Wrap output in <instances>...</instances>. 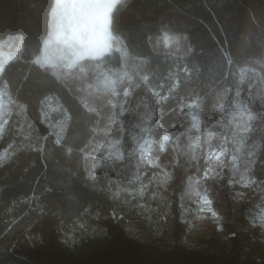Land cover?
<instances>
[{
  "label": "trees",
  "instance_id": "16d2710c",
  "mask_svg": "<svg viewBox=\"0 0 264 264\" xmlns=\"http://www.w3.org/2000/svg\"><path fill=\"white\" fill-rule=\"evenodd\" d=\"M56 2L0 0V42L23 37L0 70V264H264V0L116 2L110 51L75 67L125 74L117 152L98 131L112 102L37 59Z\"/></svg>",
  "mask_w": 264,
  "mask_h": 264
},
{
  "label": "rangeland",
  "instance_id": "374dc122",
  "mask_svg": "<svg viewBox=\"0 0 264 264\" xmlns=\"http://www.w3.org/2000/svg\"><path fill=\"white\" fill-rule=\"evenodd\" d=\"M118 0H57L53 12V24L51 35L47 38L42 53L37 57L45 63H59L66 70L63 79L68 83L80 97L89 101L99 99L110 100L113 112L106 116L105 122L99 134H110L106 142L109 152H117L116 146L119 139L115 138L114 129L121 130L116 120V107L119 90L117 88L118 78L124 77L116 67L110 66V71L98 83H96L94 72L92 75L84 67L76 68L78 60L86 56H101L110 51L109 39L111 37V12ZM23 37L20 32L10 33L2 38L0 42V70L3 62L18 55ZM41 59V60H40ZM257 71L252 67L242 68L243 79H249ZM118 74V75H116ZM98 88H102L99 90ZM99 91L102 95L99 94ZM82 97V98H83ZM116 99V102L114 101ZM2 99L0 98V111ZM113 134V135H112ZM147 135L144 128L140 127L135 136ZM141 139V138H140ZM139 139V140H140ZM150 142V139L148 140ZM148 143L144 146V152L149 151ZM197 200V201H196ZM209 199L205 195L194 196L186 208L187 216L202 226L195 231L194 240L205 236L209 230L212 219L211 209L208 206ZM199 204V205H198ZM260 239L264 242V215L256 218Z\"/></svg>",
  "mask_w": 264,
  "mask_h": 264
},
{
  "label": "crops",
  "instance_id": "0c3cea01",
  "mask_svg": "<svg viewBox=\"0 0 264 264\" xmlns=\"http://www.w3.org/2000/svg\"><path fill=\"white\" fill-rule=\"evenodd\" d=\"M54 12V11H53Z\"/></svg>",
  "mask_w": 264,
  "mask_h": 264
}]
</instances>
